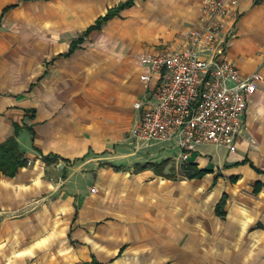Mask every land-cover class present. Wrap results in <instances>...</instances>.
<instances>
[{"label": "crops", "instance_id": "crops-1", "mask_svg": "<svg viewBox=\"0 0 264 264\" xmlns=\"http://www.w3.org/2000/svg\"><path fill=\"white\" fill-rule=\"evenodd\" d=\"M205 2L0 0V144L26 160L0 175V264H264V0L202 48ZM187 48L262 80L235 149L201 144L182 169L174 143L130 132L156 79L136 56Z\"/></svg>", "mask_w": 264, "mask_h": 264}, {"label": "built area", "instance_id": "built-area-1", "mask_svg": "<svg viewBox=\"0 0 264 264\" xmlns=\"http://www.w3.org/2000/svg\"><path fill=\"white\" fill-rule=\"evenodd\" d=\"M237 2L206 0L203 11L209 30L195 36L200 47L218 40L221 23L234 12ZM136 59L148 69L139 79L147 83L152 75L156 79L149 95L132 105L137 112L132 139L143 144L174 143L178 168L201 144L235 149L247 101L262 80L259 73L241 74L225 56L202 58L192 48L142 53Z\"/></svg>", "mask_w": 264, "mask_h": 264}, {"label": "trees", "instance_id": "trees-1", "mask_svg": "<svg viewBox=\"0 0 264 264\" xmlns=\"http://www.w3.org/2000/svg\"><path fill=\"white\" fill-rule=\"evenodd\" d=\"M129 5V2H124L119 4L116 8H112L106 12V14L102 17L97 18L92 25H90L84 32L86 35L92 30H98L100 26L106 22L109 18H111L118 9H121L125 6ZM82 40V37L76 39L70 44L69 52L73 51L76 47V44ZM26 165V160L23 158L21 152L18 149L16 142L13 139H9L4 143L0 144V175L11 177L13 176L17 169ZM185 168L184 166L182 169ZM203 171L196 170L192 165L187 167L184 172V176L187 178H197ZM257 190V187L254 191ZM220 206V205H219ZM218 206V208H219ZM219 215L221 212L217 211ZM90 264H98L96 262H91Z\"/></svg>", "mask_w": 264, "mask_h": 264}]
</instances>
